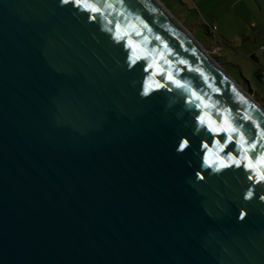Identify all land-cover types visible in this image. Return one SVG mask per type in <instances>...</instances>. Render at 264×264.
Wrapping results in <instances>:
<instances>
[{"label": "water", "instance_id": "water-1", "mask_svg": "<svg viewBox=\"0 0 264 264\" xmlns=\"http://www.w3.org/2000/svg\"><path fill=\"white\" fill-rule=\"evenodd\" d=\"M262 133L160 0H0V264H264Z\"/></svg>", "mask_w": 264, "mask_h": 264}, {"label": "crops", "instance_id": "crops-1", "mask_svg": "<svg viewBox=\"0 0 264 264\" xmlns=\"http://www.w3.org/2000/svg\"><path fill=\"white\" fill-rule=\"evenodd\" d=\"M207 28L223 39L228 36L222 23L229 25V47L255 66L264 84V0H192ZM210 25L215 26L213 29ZM226 25V26H227Z\"/></svg>", "mask_w": 264, "mask_h": 264}, {"label": "rangeland", "instance_id": "rangeland-1", "mask_svg": "<svg viewBox=\"0 0 264 264\" xmlns=\"http://www.w3.org/2000/svg\"><path fill=\"white\" fill-rule=\"evenodd\" d=\"M178 21L191 32L226 72L240 83L245 89H251L253 94L264 107V84L259 80L254 71V63L242 57L229 47V25L222 23L223 31L228 35L226 39L206 31L207 22L203 21L200 13L194 9L192 0H160ZM227 25V26H226ZM213 28L212 25H210Z\"/></svg>", "mask_w": 264, "mask_h": 264}, {"label": "snow or ice", "instance_id": "snow-or-ice-1", "mask_svg": "<svg viewBox=\"0 0 264 264\" xmlns=\"http://www.w3.org/2000/svg\"><path fill=\"white\" fill-rule=\"evenodd\" d=\"M62 2H63V3H69L70 0H62ZM89 7H91V10H92L93 12H100V11H101V9L98 8V7H96L95 5H90ZM108 7H111V5H108ZM136 35H140V33H136ZM176 83H177V86H179V87H183V85H180L178 81H176ZM197 99H199V97H197ZM201 123H203V119L201 120ZM225 124H226V126H221V127H219V128L217 129V131H225V132H228L229 134H228L227 139H228L229 142H231V141L233 140L232 133H238L239 130H238L237 128H235V127H232V126H231L230 124H228L227 122H225ZM262 135H264V133H262ZM240 142H241V150L244 151L245 153H247V152L250 151V150H254V149L256 148V144H251V145H249L247 148H245L243 145L246 144L247 141L244 140V137H243L242 134L240 135ZM186 143H187V142H185V144H186ZM218 143H219V142H218ZM220 147H221V150H223V147H226V145H221ZM228 159H229V160H232L237 166L240 165V161H239V160H236L234 157L229 156ZM260 160H261V161H264V156H261V157H260ZM221 166L223 167L224 165H221ZM260 179H261L262 181H264V174H260ZM248 195L250 196L251 193H249ZM241 218H243V217H241Z\"/></svg>", "mask_w": 264, "mask_h": 264}, {"label": "trees", "instance_id": "trees-1", "mask_svg": "<svg viewBox=\"0 0 264 264\" xmlns=\"http://www.w3.org/2000/svg\"><path fill=\"white\" fill-rule=\"evenodd\" d=\"M166 8H167V7H166ZM206 31H207L208 33H210L208 28L206 29ZM194 37H195V36H194ZM195 38H196V37H195ZM196 39H197V38H196ZM197 41H199V40L197 39ZM199 42H200V41H199ZM200 43H201V42H200ZM201 44H202V43H201ZM202 45H203V44H202ZM255 75H256V77H257L259 80H261V75H262V74H260V73H258V72H255ZM248 91L252 92L251 89H248Z\"/></svg>", "mask_w": 264, "mask_h": 264}, {"label": "built area", "instance_id": "built-area-1", "mask_svg": "<svg viewBox=\"0 0 264 264\" xmlns=\"http://www.w3.org/2000/svg\"><path fill=\"white\" fill-rule=\"evenodd\" d=\"M216 27L215 26H213V29H215ZM262 75H263V73H262Z\"/></svg>", "mask_w": 264, "mask_h": 264}, {"label": "flooded vegetation", "instance_id": "flooded-vegetation-1", "mask_svg": "<svg viewBox=\"0 0 264 264\" xmlns=\"http://www.w3.org/2000/svg\"><path fill=\"white\" fill-rule=\"evenodd\" d=\"M255 98H257V97H255ZM260 102V101H259Z\"/></svg>", "mask_w": 264, "mask_h": 264}]
</instances>
